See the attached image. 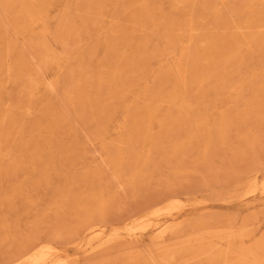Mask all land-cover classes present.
Here are the masks:
<instances>
[{"label": "rangeland", "instance_id": "1", "mask_svg": "<svg viewBox=\"0 0 264 264\" xmlns=\"http://www.w3.org/2000/svg\"><path fill=\"white\" fill-rule=\"evenodd\" d=\"M0 10V264H264V0Z\"/></svg>", "mask_w": 264, "mask_h": 264}, {"label": "bare ground", "instance_id": "2", "mask_svg": "<svg viewBox=\"0 0 264 264\" xmlns=\"http://www.w3.org/2000/svg\"><path fill=\"white\" fill-rule=\"evenodd\" d=\"M8 1H10V0H8ZM13 1V0H12ZM50 1H52V0H50ZM9 4H12V3H10L9 2ZM6 5V4H5ZM13 5V4H12ZM16 6V5H15ZM11 7V9H12V7L13 6H10ZM17 8V7H16ZM4 9H5V7H4ZM7 9H8V7H7ZM26 9V8H25ZM44 9V8H43ZM18 10V9H17ZM35 10V9H34ZM1 11V10H0ZM2 12V11H1ZM5 12H7L6 11V9H5ZM22 12H24V11H22ZM44 12H46V11H44ZM155 12V11H154ZM3 13V12H2ZM15 13V12H14ZM6 14V13H5ZM23 14V13H22ZM28 14V13H27ZM154 14V13H153ZM8 15H11L12 16V14H9L8 13ZM14 15V14H13ZM24 15V14H23ZM22 15V16H23ZM32 15V14H31ZM36 15H38V14H36ZM16 16H17V14H16ZM36 17V16H35ZM21 18V17H20ZM19 19V18H18ZM22 19V18H21ZM1 20V19H0ZM7 20V19H6ZM8 21V20H7ZM29 21H31V20H29ZM0 22H2V21H0ZM41 22V21H40ZM16 23H18V21L16 22ZM3 24V23H2ZM16 25H18V24H16ZM24 26V25H23ZM20 27H21V25H20ZM3 28H5L6 29V27H3ZM23 28V27H22ZM14 29V28H13ZM20 29V28H19ZM19 29H17V31L19 30ZM23 30V29H22ZM32 30V29H31ZM15 31V30H14ZM27 31V30H26ZM13 32V31H12ZM12 32H11V34H12ZM20 32V31H19ZM25 33V32H24ZM6 34H7V32H6ZM17 34V33H16ZM9 35V34H8ZM18 35V34H17ZM21 35H22V32H21ZM30 35H32V34H30ZM225 35V34H224ZM14 36V35H13ZM12 36V37H13ZM25 36V35H24ZM32 36H34V34L32 35ZM54 37V36H53ZM227 37V36H226ZM254 37V36H253ZM11 38V37H10ZM14 38V37H13ZM17 38V37H16ZM55 38V37H54ZM15 39V38H14ZM16 40V39H15ZM57 40V39H56ZM12 41V40H11ZM28 41V40H27ZM242 41V40H241ZM14 43L16 42V41H13ZM12 42V43H13ZM44 43V42H43ZM7 44V43H6ZM16 44V43H15ZM35 44H37V45H39L38 43H35ZM44 45H45V43H44ZM251 45V44H250ZM36 46V45H35ZM34 46V47H35ZM38 47V46H37ZM2 48V47H1ZM8 48V47H7ZM38 48H41L42 49V46L40 45V47H38ZM240 49V48H239ZM6 50V49H5ZM188 50V49H187ZM20 51V50H19ZM44 51V50H43ZM22 53H23V50L21 51ZM7 53V52H6ZM8 54V53H7ZM24 54V53H23ZM49 54V53H48ZM21 55V54H20ZM41 55V54H40ZM43 55H44V52H43ZM23 56V55H22ZM22 56H21V58H22ZM7 57V56H6ZM41 57V56H40ZM44 57V56H43ZM48 57V56H47ZM46 57V58H47ZM50 57H51V55H50ZM24 58V57H23ZM54 58H55V56H54ZM41 59H43V58H41ZM49 59V58H48ZM53 59V58H52ZM22 60V59H21ZM45 60V59H44ZM47 60V59H46ZM25 61V60H24ZM48 61V60H47ZM55 61V60H54ZM56 62V61H55ZM45 63H47L46 61H45ZM21 64H23V61H22V63ZM20 64V65H21ZM53 64V63H52ZM51 64V65H52ZM49 65V64H48ZM9 66V65H8ZM8 66H6L7 68H8ZM41 66V65H40ZM39 66V67H40ZM38 67V66H37ZM38 67V68H39ZM41 68H42V66H41ZM40 68V69H41ZM39 69V70H40ZM45 69H47L46 67H45ZM9 70V69H8ZM38 70V71H39ZM30 71H34V70H30ZM37 71V70H36ZM35 71V72H36ZM42 71H44V70H42ZM41 71V72H42ZM124 71V70H123ZM31 72V73H32ZM180 72H181V70H180ZM8 73V72H7ZM41 74H43V73H41ZM99 75V74H98ZM39 76H40V74L38 75V78H39ZM34 77H37L36 76V73H35V76ZM33 78V77H32ZM42 78L40 77V80H41ZM183 79V78H182ZM32 79H30V81H31ZM39 80V81H40ZM42 82V81H41ZM186 83H187V81H186ZM50 85V84H49ZM52 85V84H51ZM33 87V86H32ZM54 87V86H53ZM52 87V88H53ZM48 88H50V86L48 87ZM56 91V90H55ZM54 92V91H53ZM113 94V93H112ZM116 94V93H115ZM187 98V97H186ZM257 100V99H256ZM255 100V101H256ZM189 102V101H188ZM180 104V103H179ZM155 107V106H154ZM182 109V108H181ZM141 110V109H140ZM145 111V110H144ZM157 111V110H156ZM140 117V116H139ZM141 120V119H140ZM198 127V126H197ZM140 128V127H139ZM196 128V127H195ZM144 129V128H143ZM155 134V133H154ZM155 138V137H154ZM139 139V138H138ZM141 140V139H140ZM112 160V159H111ZM133 173V172H132ZM256 186V185H255ZM254 188V187H253ZM255 191V190H254ZM253 192V191H252ZM171 200V199H170ZM176 206H178L177 205V202H173V204L170 206V208H176ZM169 211V210H168ZM168 211H167V213H168ZM157 212L155 211L154 212V214H156ZM169 213H170V211H169ZM223 219V218H222ZM225 220V219H224ZM222 223V222H221ZM148 225H150V224H148ZM232 226V225H231ZM221 228V227H220ZM143 229V228H142ZM141 229V230H142ZM171 228H170V226H168V225H162V226H160V227H158V229H157V233H156V236H155V238L157 239V240H161V239H163L164 237H165V235L167 234V232H169V230H170ZM224 230H225V228H224ZM227 230H229V229H227ZM241 230V229H240ZM239 231V230H238ZM245 231V230H244ZM203 232H204V230H203ZM207 232V231H206ZM219 232V231H218ZM240 232V231H239ZM241 233V232H240ZM242 234V233H241ZM103 235V233H102V231H101V229H97L95 226L94 227H89L88 228V235H87V237H88V242H87V245H89L90 244V242L92 241V240H95V239H99V238H101V236ZM207 235V234H206ZM85 236V235H84ZM241 236V235H240ZM246 236V235H245ZM201 238V237H200ZM261 238V237H260ZM260 238H259V240H260ZM114 239V238H113ZM116 239H119V237L118 238H116ZM121 239V238H120ZM241 239H245V238H241ZM122 240V239H121ZM246 240V239H245ZM258 241V240H257ZM67 242V241H66ZM74 243H76V245L75 246H80L81 245V242H82V240L81 239H76L75 241H73ZM159 242V241H158ZM74 243L72 244V245H74ZM50 244V243H49ZM126 244H128L127 242H126ZM261 244H262V242H261ZM264 244V243H263ZM37 245V244H36ZM71 245V244H70ZM103 245V244H102ZM101 245V246H102ZM169 245V244H168ZM208 245V244H207ZM62 247H63V245H61ZM158 246V245H157ZM248 246V245H247ZM42 249H43V251H47V252H49L50 254H55L56 252H58V250L57 249H55L54 247H52V246H48V245H43L42 244ZM65 247V246H64ZM74 247V246H73ZM203 247V246H202ZM81 247H79V249H80ZM97 248V247H96ZM132 248V247H131ZM163 248V247H162ZM200 248V247H199ZM260 248V247H259ZM41 249V250H42ZM202 249V248H201ZM246 249V248H245ZM245 249H244V253H245ZM248 249H250V248H248ZM262 249V248H261ZM95 250V248H90V249H88L87 251H90V252H93ZM200 250V249H199ZM251 250V249H250ZM249 250V251H250ZM163 251V250H162ZM18 252V251H17ZM167 252V251H166ZM241 252V251H240ZM19 253V252H18ZM94 253V252H93ZM243 253V254H244ZM242 254V253H241ZM264 254V253H263ZM30 255V252L29 253H27L23 258H26V257H28ZM47 255V254H46ZM46 255H44V256H46ZM245 255H247V252H246V254ZM249 255V254H248ZM247 255V256H248ZM151 256V255H150ZM153 256V255H152ZM242 256V255H241ZM258 256V255H257ZM244 257V256H243ZM251 257V256H250ZM52 258V257H51ZM163 260H164V258H162ZM248 259V258H247ZM20 260H21V258H19V259H16V260H14V261H11L12 263H10V264H19L20 263ZM62 261V260H61ZM76 261V260H75ZM258 261V260H257ZM156 262V261H155ZM239 262V261H238ZM254 262V261H253ZM256 262V261H255ZM262 262V261H261ZM247 263H248V261H247ZM250 263V262H249ZM57 264H63V263H57ZM252 264V263H251ZM254 264V263H253Z\"/></svg>", "mask_w": 264, "mask_h": 264}]
</instances>
